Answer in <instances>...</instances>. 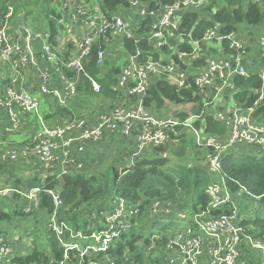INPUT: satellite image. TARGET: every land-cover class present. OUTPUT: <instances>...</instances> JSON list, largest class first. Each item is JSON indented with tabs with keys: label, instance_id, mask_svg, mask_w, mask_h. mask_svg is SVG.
<instances>
[{
	"label": "built area",
	"instance_id": "built-area-1",
	"mask_svg": "<svg viewBox=\"0 0 264 264\" xmlns=\"http://www.w3.org/2000/svg\"><path fill=\"white\" fill-rule=\"evenodd\" d=\"M212 1L174 0L151 10L140 7L142 0H124L127 3L125 10L132 8L140 16L141 21L135 25L147 18L152 19L151 34L145 38L150 42L148 44L155 51L168 45L174 52L178 51L177 45L170 41L173 30H178L181 25L184 13L200 12ZM254 1L264 3V0ZM105 6L103 0H67L58 10L60 16L56 25L48 23L49 29L45 30L30 25L23 12L18 13L12 4L8 5L5 17L0 20V119L9 124L7 130L10 131L21 127L23 116L35 117L39 126L28 147L6 148L0 133V157L5 152L8 159L15 162L32 154L39 164L40 175L47 178L57 173L56 161L61 163L60 172L79 166L73 156L76 143L98 141L105 136H132L136 145L132 155L135 162L140 155L147 153L144 151L147 148L166 147L179 140L184 131L192 132L196 145L206 149L203 163L213 176L205 191L208 203L199 206L186 225L172 231L168 244L172 253L164 255V263L251 264V256L255 253L264 256V234H257L253 224L245 223L248 217L241 219V208L249 204V200L262 204L264 194L256 195L237 181L239 189H231L222 163L232 148L241 145L251 146L264 155V123L254 117L256 106L264 99V32L252 50L248 43L236 38L234 33H223V26L216 24L206 30L202 39L193 41L189 38L194 46L192 52H178V60L168 61L163 56L156 59L150 54L145 57L140 46L145 39L134 34V25L124 14L110 12ZM72 21L81 22L84 34L74 32L70 26ZM175 39L186 40L181 36ZM127 41L135 44L134 52L129 51ZM202 41L213 47L216 54L207 56L205 63L198 65L197 60L203 57ZM224 41L235 53H226ZM94 50L96 67L104 69L107 62L109 66H120L116 86L126 98L114 100L110 107L102 112L97 110L94 116H56L54 122H47L41 111V99L44 100L45 96L57 100L61 106H68L69 99L77 94V87L84 82L95 92L100 91V82L90 72ZM250 65H255L253 69L259 71L263 84L257 91L259 98L255 104L246 109L232 99L225 101V97L231 98L235 92L236 75L250 74ZM190 75L194 76L192 86L204 96L205 111L211 112L224 126L225 134L207 131L205 111L189 113L183 118L174 113L175 105L167 106L169 108L162 114L146 105L148 91L157 78L166 77L171 84L188 89ZM32 83L38 92L27 88ZM221 99L226 104L225 109L211 111L209 106L220 104ZM45 110L51 111L48 107ZM199 121L200 125L197 124ZM57 149H60L62 158H58ZM9 191L12 189H0V196ZM16 191L26 201L25 213L33 212L39 206L40 193L45 192L52 198L54 210L49 215V227L57 233L65 248L60 264H70V250L78 258L76 264H130V257L118 263L108 254L101 255L111 247L114 238L131 226L127 220L128 206L123 199L118 198L103 211L96 212L94 225L85 233L61 220L62 198L57 190L43 191L40 187H32ZM165 206L169 207L165 209ZM175 207L171 203L155 202L152 209L162 211L168 217ZM95 223L100 225L95 227ZM11 253L12 249L3 243L0 262ZM159 260L162 264V259Z\"/></svg>",
	"mask_w": 264,
	"mask_h": 264
},
{
	"label": "trees",
	"instance_id": "trees-1",
	"mask_svg": "<svg viewBox=\"0 0 264 264\" xmlns=\"http://www.w3.org/2000/svg\"><path fill=\"white\" fill-rule=\"evenodd\" d=\"M105 1L106 8L110 12L124 2V0ZM173 1L154 0L150 9H157V6ZM50 2V0H44V3L37 1L29 7L25 1L22 3L19 0H0V20L5 17L8 5L14 3L17 6L16 11L18 13L24 11L23 13L26 14L25 9L29 12L28 14L32 13L29 16H24L34 27L42 29L48 23L54 26L50 15H57V10L49 5ZM34 12L37 13L35 18H33ZM152 23V19L147 18L139 25H135L134 34L145 39L151 34ZM243 23L251 30L248 34L249 37L244 32H239V26ZM216 24L223 26L221 28L223 33H236L244 42L247 38L251 41L258 40L264 32V3L255 2L254 0H213L200 12L186 11L184 13L180 27L178 30H173L174 36L170 41V43L177 45V52H174L168 45L155 51L146 39L140 43V46L145 52V57L151 54L152 57L157 59L162 54L172 53L174 60H178V52H192L194 50L189 38L193 41L202 39L206 30ZM180 36L186 38V40L175 39V37ZM132 43L127 41V47L129 51L134 52L135 44ZM200 46L203 57L197 60V64L203 65L207 56L216 54V50L203 41ZM223 47H225L226 53H235L233 49L228 48V43L225 41ZM95 56L96 50L93 53L90 72L100 82V91L95 92L92 86L84 82L83 85L77 87V94L69 99L68 106H61L57 100L45 96L44 98L49 101L47 107L50 108L51 100L55 110L53 113L47 112L45 114L47 122H54L56 116L79 118L84 114H92L96 109L102 112V109L110 107L114 100H124L126 98L125 93L116 86L120 66H109L110 64L107 62V67L104 69L96 67L94 65ZM254 66L250 65L248 76L236 75L234 77L236 86L235 92L231 96L232 100L246 109L255 104L259 98L257 91L262 88L263 84L259 71L254 70ZM193 79L194 76L190 75L191 86L187 89L171 84L166 77L157 78L148 91L146 105L154 112L162 114L165 109L169 108L167 106L196 104L192 106L191 112L194 114L202 113V111L207 110L204 107V96L199 94L197 87L192 86L194 84ZM97 100H103V104L99 108H94L93 105ZM179 115L185 118L188 113L180 112ZM254 117L264 123V99L256 106ZM205 121L209 133L220 132L225 134L224 126L215 120L211 112L205 111ZM200 123V121L197 122L198 125ZM35 125L38 127L39 123L36 122ZM197 149L199 150L198 146ZM230 151L226 154L222 163L223 173L227 176L228 185L231 189L238 190L237 181L246 186L252 193L263 195L264 155L259 154L253 147L245 145L236 146ZM176 152L180 157L185 154L180 147L177 148ZM203 154L204 152L192 157V165H180L175 169L169 167V159L163 156L162 147H155L146 154L140 155L134 164L122 173L112 167L113 172L111 174L108 172L101 174L85 173L74 169L67 170V172H57L47 178H43L38 172L34 176L28 177L25 175L18 177L10 174L6 179V183L11 185L12 191L9 196L0 197V222L13 226L9 229V227L4 228L1 226L2 224L0 225V254L3 243H6L12 249V253L9 257L5 256L0 264H60L63 260L65 248L59 242L57 233L49 227V215L54 210L52 198L42 192L40 193L39 206L33 212H24L26 201L16 190L23 191L32 187H40L43 191L45 189L57 190L62 198L61 220H65L70 226L85 233L88 232L89 227L94 225L93 215L96 212L103 211L106 205L111 204L118 198L123 199L128 206L127 220L131 226L129 230L122 231L119 237L114 238L111 241V247L101 255L108 254L117 259L118 263L130 257V264H161L160 258L162 264H165L164 255L167 256L168 253H172V250L168 247L172 233L167 235L165 232L167 226L170 227L169 223L165 224V227H161V233L156 234L153 232L145 240L143 239V230L146 226L155 227L165 217L162 211L152 209L155 202L171 203L183 209L186 203L194 201L197 197L200 203L199 206L204 207L207 205L206 186L213 176H211L205 163L198 162L200 159H204L203 157L200 158ZM2 170H4V174L11 173L9 171L10 166L5 163L0 165V171ZM229 177L233 180H230ZM262 204L264 205V199ZM199 206L195 210L199 209ZM168 207L165 206V209ZM123 219L126 221L125 217ZM15 220L20 223L28 220H31L33 224L38 223L39 230L32 237L30 246H27L19 237V234L15 233L21 230L19 229L21 227L12 224ZM40 222L44 223L43 227L40 226ZM245 223L253 224L257 234H264V219L249 218L245 220ZM99 225L95 223V227ZM31 228L34 232V227ZM24 230L26 231L25 228ZM25 246L29 248V253L16 254L17 250L22 251ZM1 256L3 258V254ZM77 261L78 258L73 256V251L70 250L68 262L76 264ZM250 263L263 264L259 258H256V255L251 256Z\"/></svg>",
	"mask_w": 264,
	"mask_h": 264
},
{
	"label": "rangeland",
	"instance_id": "rangeland-1",
	"mask_svg": "<svg viewBox=\"0 0 264 264\" xmlns=\"http://www.w3.org/2000/svg\"><path fill=\"white\" fill-rule=\"evenodd\" d=\"M19 1H21L22 3H24V1H25L27 6H29V7L32 6L37 1H39L40 3H44V0H32L33 2L31 0L30 1L29 0H19ZM15 2H17V1H15ZM12 5L14 6V9L16 10L17 6L14 3ZM23 9H25V8H23ZM25 11H26V14L24 13L25 16H29L30 14H32V13L28 14L29 12H27V9H25ZM22 12H24V11H22ZM33 14H34L33 18H35L37 16V13L34 12ZM33 18H32V20H33ZM29 24L32 25L31 22H29ZM240 31L244 32L245 35L247 37H249L248 34H249V32L251 30H249L247 25L245 23H243V24H241L239 26V32ZM235 37L240 39L238 34H236V33H235ZM240 40L243 41L242 39H240ZM245 43H248L250 45V49H252V50L257 46V40L251 41L250 39L247 38ZM162 56L165 59H167L168 61H173L174 60L172 53L171 54H162ZM227 97H225V101H229L230 97H228V98ZM102 101L101 100H97L95 102V104L93 105L94 108L95 107H99L100 105H102L103 104ZM180 105H182V104L175 105L173 107L174 113H176V114H179L180 112H186L188 114L192 113L191 112L192 105H186V104H183V106H180ZM225 105L226 104L224 103V100L221 99L220 104L215 105V106H209V109L211 111H218L220 109H225ZM46 107L47 106L45 105V102L43 101V99H41V111L44 114H46L48 112L47 110H45ZM96 111H97V109L94 111L95 115L98 113ZM23 117H24V120L26 118L28 120L21 124V132L29 134V135H32L31 133L34 134L35 131H36V125H35V123L37 122L36 118L31 116V115L23 116ZM179 138L180 139L177 140L176 142L169 143L168 146L162 147L163 156H165V157H167L169 159V167H173L174 169L179 167L180 165L191 164V162H193L192 161V159H193L192 157H195L197 155H200L203 152L204 153L206 152V149H204V148H199V150L197 149L196 139H195V134L194 133L184 131ZM2 142H3V140H2ZM12 146H14V148H19L17 145H12ZM179 147L185 153V154H183L182 157H180L177 154V152H176L177 148H179ZM150 150H152V149L151 148H147L144 151L146 153V152H149ZM111 151H113V148H111ZM108 153H109V151L106 152L105 154H108ZM203 156H204V154L201 155L200 158H202ZM122 158H124V160H126V161H124V163H120L119 162L120 163L119 167L112 166L110 162H106L105 164L101 163L100 165H98L99 164L98 162H96L95 165H92L90 163L89 166H90L91 172L96 173V174H99V173L101 174L103 172H108V173L111 174V172H113V169H111V168L115 167L119 171V173H122L125 169L131 167L133 165V162H134V159L132 158V156H131V158L127 157V156H124ZM202 160L203 159H200L198 162L202 164V162H203ZM173 168H171V169H173ZM87 170H85V171H87ZM23 173L26 176H34V174H35V172H33V170H28V169L24 170ZM215 178L217 180L220 179L219 176H215ZM4 186H5V182L3 180L0 181V189H3ZM199 204L200 203H199L198 198L195 197V200L192 201V202L186 203L184 205L183 209L175 207L173 213L170 216H168V217L165 216L162 219V222L159 221L160 223L157 224L155 227L146 226L144 228V230H143V232H144L143 233L144 234V238L143 239L145 240L146 238H148L151 235V233H153V232H155L156 234L158 232L161 233V230H160L161 227H163V226L165 227V224H167V223H169V225H170V227L167 226V228L165 229V232L167 233V235H168V233L169 234L172 233V231L176 230L178 227L186 225L188 223V221L190 220V218L193 216L195 208L198 207ZM241 210H242L241 219L244 216L248 217V218H260V217L264 216V205L260 204L258 202L252 201V200H249V204L243 206L241 208ZM32 219H34V217H32ZM12 224L18 225L19 227H21L19 229H21L23 231L20 230V232H19V230H18L15 233L16 234L18 233L19 237L22 238V240L27 244V246H30L31 241H32V237L39 230V228L37 226L38 223L33 224V222L31 220H28L26 222L20 223L18 220H15L14 222H12ZM43 224H44L43 222H40V226L41 227H43ZM0 225L2 227H4V228H8L9 227V229L12 228L11 226H13V225H9L8 223H5V222H0ZM31 227H34V229H35L34 232H33V228H31ZM24 228L26 229V231L24 230ZM168 228H169V230H168ZM28 231L33 232V233H29ZM27 246H25V248L22 251H18L17 250L16 254L20 255L21 253H23V254L29 253V248ZM250 255H252V253ZM255 255H256V258H259L261 260V262L264 264V256H263V254L260 253V252H257V253H255Z\"/></svg>",
	"mask_w": 264,
	"mask_h": 264
},
{
	"label": "crops",
	"instance_id": "crops-1",
	"mask_svg": "<svg viewBox=\"0 0 264 264\" xmlns=\"http://www.w3.org/2000/svg\"><path fill=\"white\" fill-rule=\"evenodd\" d=\"M50 1L51 2L49 3V5L52 8H55L57 10V15H50V18L52 19V22L55 26L56 22L58 20L57 17L60 16L58 10L62 6V3L66 2L67 0H50ZM153 1L152 0H142V2H140V7L150 8L151 3ZM56 2L58 3V5ZM103 3L106 5L104 0H103ZM126 6H127V3L122 2L119 6H117L116 9H114V11H118V12H121L122 14H124V16L130 22V24L134 25V27H135V24L137 22L141 21L140 16H139L137 10H134L132 8H128L125 10ZM105 8H106V6H105ZM71 23H70L71 24L70 26L74 29V32L79 33V34H84L83 33V31H84L83 26H82L80 21H77V22L72 21ZM42 29L47 30V29H49V27L46 26ZM27 88L31 91L33 90L35 92H38L37 87L35 86L34 83H32V86H27ZM231 99H232V97L230 98V100ZM43 101L47 105L49 104V101L47 99H44ZM49 109L51 110L50 113H53L54 107L52 106L51 100H50V108ZM102 111H104V109H102ZM93 114H94V112L92 114H88V115L93 116ZM27 120L28 119L26 118L24 120V122H26ZM7 127H9V124L0 119L1 139L3 140L4 146L6 148H9V149L14 148V146H12V145H17L18 147H28L31 145L32 137L34 135L33 133H31L32 135L23 133V132H21V127L19 128L20 130L18 129V130L10 131V130H7ZM37 128L38 127H36V130H37ZM111 148H113V151H111ZM135 149H136V145L134 142V138L132 136H130V137H123V136L108 137V136H105L104 138H102L101 140H98V141L76 143L73 146V156L76 159V161L78 162L79 166H76L75 168H71V169L77 170L79 172L93 173V172H91L89 165H90V163L92 165H95L96 162L99 163L98 165H100L101 163L105 164L106 162H110L112 166L119 167L120 163H124V161H126L122 157L127 156V157L131 158ZM108 151H109V153L105 154ZM56 154H57L58 158H62V153L60 152V149L56 150ZM4 163L10 166L9 171H11V173L5 172L6 174H4L3 173L4 170L0 171V181L3 180L5 182V186L3 188H10L11 185H9V183H6V179L9 177L10 174L11 175H17L18 177H22L23 175H25L23 173V171L26 169L33 170V172H35V173L38 172L39 174L41 171L39 169V164L36 162V157L32 154L29 155V158H23V159H20L18 161L13 162V161H10L8 159L6 153L3 152V154L0 157V165L4 164ZM133 164H134V162H133ZM55 165L58 167L57 172H60L59 168H60L61 163L59 161H56ZM85 170H87V171H85ZM26 177H28V176H26ZM10 193H11V191H9L8 194L6 193L5 195H1L0 197L7 196V195L9 196ZM176 207L180 208V206H176Z\"/></svg>",
	"mask_w": 264,
	"mask_h": 264
}]
</instances>
